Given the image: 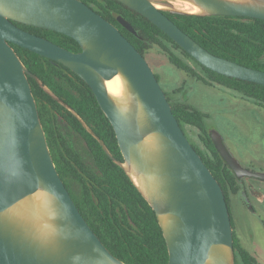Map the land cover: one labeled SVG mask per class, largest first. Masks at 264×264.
<instances>
[{
    "label": "water",
    "instance_id": "water-1",
    "mask_svg": "<svg viewBox=\"0 0 264 264\" xmlns=\"http://www.w3.org/2000/svg\"><path fill=\"white\" fill-rule=\"evenodd\" d=\"M116 1L150 21L203 67L264 86V71L209 53L153 0ZM192 2L203 11L194 15L264 20V0ZM116 19L136 35L127 20ZM14 23L70 37L81 51L70 52ZM11 44L63 65L90 87L113 127L123 163L75 115L155 212L168 264H235L223 190L184 134L155 73L116 26L80 0H0V264H125L92 231L59 177L28 77L72 110L25 67ZM118 75L127 89L126 104L113 99L105 86ZM209 137L236 179L264 181V172L244 168L231 155L218 131L210 130Z\"/></svg>",
    "mask_w": 264,
    "mask_h": 264
},
{
    "label": "trees",
    "instance_id": "trees-1",
    "mask_svg": "<svg viewBox=\"0 0 264 264\" xmlns=\"http://www.w3.org/2000/svg\"><path fill=\"white\" fill-rule=\"evenodd\" d=\"M80 1L116 26L144 57L156 49L187 77L209 87L220 86L233 91L264 110V86L226 77L203 67L150 21L116 0ZM163 13L209 53L264 71V20ZM117 16L127 20L136 35L123 28ZM14 24L70 52L81 51L79 44L70 37ZM11 46L25 67L72 110L58 103L28 77L57 173L89 227L109 252L125 264H168V250L155 212L124 169L105 153L76 117L104 143L115 160L123 163L113 127L90 87L63 65L17 45ZM155 76L159 81L158 75ZM165 95L184 134L220 184L228 203V192L235 190L237 181L209 137L208 116L173 99L169 93ZM187 129L195 132L197 143L187 136ZM74 137L83 141L90 160L75 146ZM234 248L239 250L242 264H254L251 255L236 242ZM235 264L239 263L235 261Z\"/></svg>",
    "mask_w": 264,
    "mask_h": 264
},
{
    "label": "rangeland",
    "instance_id": "rangeland-1",
    "mask_svg": "<svg viewBox=\"0 0 264 264\" xmlns=\"http://www.w3.org/2000/svg\"><path fill=\"white\" fill-rule=\"evenodd\" d=\"M159 7L163 11H178V6L174 2H164L159 4ZM146 60L153 72L158 75L159 84L166 93L208 116L209 129L218 131L231 155L242 166L264 172V110L262 108L233 91L220 86L209 87L187 77L156 49L147 55ZM187 136L197 143L195 132L189 129ZM74 143L85 158L90 160L83 141L74 137ZM253 185L264 189V183L256 182ZM236 198L233 197V200ZM233 213L249 244L246 249L257 258L259 264H264V216L259 219L243 208L239 201L233 205Z\"/></svg>",
    "mask_w": 264,
    "mask_h": 264
},
{
    "label": "flooded vegetation",
    "instance_id": "flooded-vegetation-1",
    "mask_svg": "<svg viewBox=\"0 0 264 264\" xmlns=\"http://www.w3.org/2000/svg\"><path fill=\"white\" fill-rule=\"evenodd\" d=\"M244 167V166H243ZM247 168L248 167H244ZM236 179V177H235ZM236 185L234 191L228 192V211L230 215L231 225H232V234H233V248L234 242L236 245L249 253L254 259V264H259L257 258L251 254L246 248L249 247V244L246 242L247 239L242 234L238 221L233 213V205L239 201L240 205L245 208L247 211H250L253 215L260 217L264 216V189L262 190L259 187H255L253 183L259 182L264 183V181L253 179V178H241L236 179ZM233 197H237L233 200ZM250 243V242H249ZM235 261L239 264H242L239 259V250L234 248Z\"/></svg>",
    "mask_w": 264,
    "mask_h": 264
},
{
    "label": "bare ground",
    "instance_id": "bare-ground-1",
    "mask_svg": "<svg viewBox=\"0 0 264 264\" xmlns=\"http://www.w3.org/2000/svg\"><path fill=\"white\" fill-rule=\"evenodd\" d=\"M157 8L159 4L164 2H174L177 4L179 11L191 13V14H201L203 11L195 5L192 0H153ZM105 86L113 99L118 101L121 104H126L128 102V93L124 83V80L121 75L114 77L113 79L106 81ZM130 176L133 178L134 182L140 186L133 172L130 171Z\"/></svg>",
    "mask_w": 264,
    "mask_h": 264
}]
</instances>
